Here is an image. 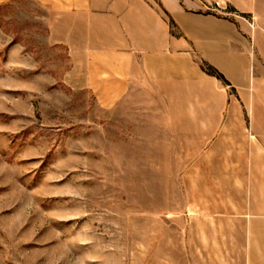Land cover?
Listing matches in <instances>:
<instances>
[{
    "label": "rangeland",
    "instance_id": "obj_1",
    "mask_svg": "<svg viewBox=\"0 0 264 264\" xmlns=\"http://www.w3.org/2000/svg\"><path fill=\"white\" fill-rule=\"evenodd\" d=\"M49 17L0 0V264H264L252 141L187 137L183 98L79 88Z\"/></svg>",
    "mask_w": 264,
    "mask_h": 264
},
{
    "label": "crops",
    "instance_id": "obj_2",
    "mask_svg": "<svg viewBox=\"0 0 264 264\" xmlns=\"http://www.w3.org/2000/svg\"><path fill=\"white\" fill-rule=\"evenodd\" d=\"M39 2L52 39L70 48L79 88L110 92V106L186 99L187 137L250 139V154L264 156V0Z\"/></svg>",
    "mask_w": 264,
    "mask_h": 264
},
{
    "label": "trees",
    "instance_id": "obj_3",
    "mask_svg": "<svg viewBox=\"0 0 264 264\" xmlns=\"http://www.w3.org/2000/svg\"><path fill=\"white\" fill-rule=\"evenodd\" d=\"M203 67H204V69H205L207 72H209L210 74L216 76V77L219 78V79L224 80V76H223V75H222V74H221L216 68H214L213 66L204 63V64H203Z\"/></svg>",
    "mask_w": 264,
    "mask_h": 264
}]
</instances>
